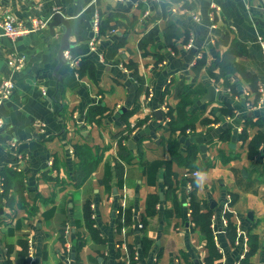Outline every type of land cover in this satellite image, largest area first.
<instances>
[{
	"label": "crops",
	"instance_id": "1",
	"mask_svg": "<svg viewBox=\"0 0 264 264\" xmlns=\"http://www.w3.org/2000/svg\"><path fill=\"white\" fill-rule=\"evenodd\" d=\"M263 6L0 0V23L30 29L60 7L78 61L56 73L61 27L0 26V79L15 85L0 106V264H264Z\"/></svg>",
	"mask_w": 264,
	"mask_h": 264
},
{
	"label": "built area",
	"instance_id": "2",
	"mask_svg": "<svg viewBox=\"0 0 264 264\" xmlns=\"http://www.w3.org/2000/svg\"><path fill=\"white\" fill-rule=\"evenodd\" d=\"M57 1V0H54ZM264 8V6H263ZM56 13H60V7H55L54 8ZM220 11V8L217 5L212 6V11L210 13L211 20L214 21L216 18V13ZM196 20H198V17H195ZM100 21L101 18L99 14L96 16L94 23H93V38L90 42V45L92 48H94L95 43L100 36ZM32 23V28H28L25 26L22 22H19L16 17L12 14H7L4 16L3 20L0 23V26L3 30V34L6 37L15 39L17 37H22L25 36L31 32H43L47 31L50 25V20H42L38 18H34L31 20ZM262 44V48L264 50V43ZM65 56H67L72 68L77 69L78 68V61L72 60V58L69 56V53L66 51ZM7 64L10 68H12L14 71H21L23 65H24V58L18 56L15 52H12L9 54ZM15 85L12 79H7V78H2L0 79V106L2 105L3 102L7 101L10 99V97L13 94ZM42 94L45 96L46 93L42 92ZM4 120L0 117V129L4 127ZM34 129L38 134H43L45 133V130L42 125L40 124H35ZM21 161L24 162V158L20 157ZM198 174H195L197 176ZM0 186H2V177L0 176ZM194 187L189 185L188 191L191 193L193 192ZM192 194V193H191ZM191 198V195H190ZM229 211V207L226 209ZM94 217V216H93ZM140 228L144 229V225L140 224ZM238 230V229H237ZM239 232H241L239 230ZM134 260H138V255L136 254L134 256Z\"/></svg>",
	"mask_w": 264,
	"mask_h": 264
},
{
	"label": "water",
	"instance_id": "3",
	"mask_svg": "<svg viewBox=\"0 0 264 264\" xmlns=\"http://www.w3.org/2000/svg\"><path fill=\"white\" fill-rule=\"evenodd\" d=\"M58 27L62 28L63 35L61 36V48L59 52V66L56 70V73H58V70L63 65L67 64V61L64 55H65V52L68 51L70 48V43H69V38H70V33H71L70 22L67 19H65V17L60 13L54 15L53 20L49 25L50 34L52 37L56 36V29ZM215 97H216L215 89L213 87L209 88V94L206 99L209 101H213Z\"/></svg>",
	"mask_w": 264,
	"mask_h": 264
},
{
	"label": "trees",
	"instance_id": "4",
	"mask_svg": "<svg viewBox=\"0 0 264 264\" xmlns=\"http://www.w3.org/2000/svg\"><path fill=\"white\" fill-rule=\"evenodd\" d=\"M100 25H101V21H100ZM99 31H100V35H101V27L99 28ZM6 174V173H5ZM4 174V176H5ZM6 178V177H5ZM5 186V183H4V177L2 176V188ZM84 211H85V221H86V224H87V228L89 229V231L91 232L92 234V237L94 238V240H96L97 242H102L101 239H99V236H98V230L95 228V220H94V217H93V212H92V208H91V205L90 203H87L84 207ZM207 223V222H206ZM143 224V223H142ZM144 227H145V224H143ZM230 227H232L230 225ZM63 236V235H62ZM206 237H207V240H208V245L209 247L212 249V251L214 252L215 251V245H214V241H213V236H212V233L211 232H208L206 231ZM21 244H24L23 242ZM25 250H27L26 247H24ZM29 255V253H28ZM27 255V257H28ZM216 256V255H214ZM27 264V263H26Z\"/></svg>",
	"mask_w": 264,
	"mask_h": 264
}]
</instances>
